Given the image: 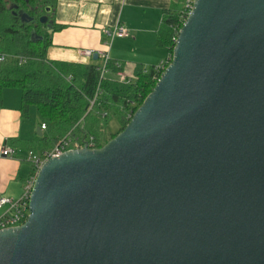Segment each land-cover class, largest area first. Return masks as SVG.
<instances>
[{
    "label": "water",
    "instance_id": "1",
    "mask_svg": "<svg viewBox=\"0 0 264 264\" xmlns=\"http://www.w3.org/2000/svg\"><path fill=\"white\" fill-rule=\"evenodd\" d=\"M28 208L0 264H264V0H194L125 127L45 160Z\"/></svg>",
    "mask_w": 264,
    "mask_h": 264
},
{
    "label": "trees",
    "instance_id": "2",
    "mask_svg": "<svg viewBox=\"0 0 264 264\" xmlns=\"http://www.w3.org/2000/svg\"><path fill=\"white\" fill-rule=\"evenodd\" d=\"M46 6L51 7L49 13ZM181 9L167 14L159 29L157 43L167 49L163 60L168 64L175 45L173 37L182 25ZM18 11H25L32 20L22 22ZM43 15L47 16L44 23L39 20ZM53 17V6L47 0H0V54L8 56L0 60V107L3 88L20 89L21 116L27 118L33 107L39 125L45 124L41 135H35L29 145L33 152L52 148L67 133L83 141L92 137L95 147H100L125 127L163 70L156 71L152 65L137 67L130 74L111 59L102 75L97 62L48 59L49 30L58 28ZM11 56H21L24 61L19 63ZM118 69L125 73L126 81L117 78ZM109 118L118 121L117 132L106 127Z\"/></svg>",
    "mask_w": 264,
    "mask_h": 264
},
{
    "label": "crops",
    "instance_id": "3",
    "mask_svg": "<svg viewBox=\"0 0 264 264\" xmlns=\"http://www.w3.org/2000/svg\"><path fill=\"white\" fill-rule=\"evenodd\" d=\"M47 1L53 6V21L58 26L50 32L48 59L101 65L102 59L95 51L107 49L109 57L130 74L137 67L147 68L166 58L167 49L157 43L159 29L167 14L178 11L184 3V0ZM117 23L123 24L128 34L110 40L107 31ZM82 49L95 51L86 57L81 54ZM20 94L17 87L3 88L0 107V149L8 145L16 150L14 156L0 154V197L11 199L22 193L33 172L26 155L35 135L42 133L33 109L27 118L21 116Z\"/></svg>",
    "mask_w": 264,
    "mask_h": 264
},
{
    "label": "built area",
    "instance_id": "4",
    "mask_svg": "<svg viewBox=\"0 0 264 264\" xmlns=\"http://www.w3.org/2000/svg\"><path fill=\"white\" fill-rule=\"evenodd\" d=\"M194 0H184L182 5V9L180 12V18L182 19V23L191 13L193 8ZM128 34V29L121 23H117L113 29L107 31V35L110 40L114 37H123ZM178 35V34H177ZM177 36L173 37L174 43L176 42ZM95 50L92 49H82L81 54L86 57H90ZM97 55H99L102 59V63L100 65L101 74L103 75L106 72V65L111 60L108 54L107 49L95 51ZM5 54H0V60H4L7 58ZM10 58L16 59L19 63L24 61L21 56H11ZM166 64H168L167 60H162L158 64L155 65L154 69L156 71H160L165 69ZM117 68L120 67L119 63L115 62ZM162 71V72H163ZM116 76L120 81H126L127 77L125 73L118 69L116 72ZM40 128L43 130L45 128V124L42 123ZM83 143H87L90 148H94V142L92 137H89L86 141L79 139L77 136H73L70 133L64 135L57 144H55L50 149H43L40 153L33 152L32 150L27 151L26 159L29 160L33 167L32 174L26 179L25 184L23 186V191L20 194L19 198L14 200L7 197H0V209L5 206L4 211L0 215V230L5 228H11L18 225H21L25 222L28 214V200L30 196L31 189L35 182L36 174L43 164L45 160L50 157L58 156L64 151L72 148H79L83 145ZM16 150L8 145H4L0 149V154L3 156H14Z\"/></svg>",
    "mask_w": 264,
    "mask_h": 264
},
{
    "label": "rangeland",
    "instance_id": "5",
    "mask_svg": "<svg viewBox=\"0 0 264 264\" xmlns=\"http://www.w3.org/2000/svg\"><path fill=\"white\" fill-rule=\"evenodd\" d=\"M33 107H31L32 109ZM34 109V108H33ZM32 113L34 114V112L32 111ZM129 121V120H128ZM105 125L106 127L111 131V132H117L119 130V123L115 118H109L105 121ZM20 196L19 194L14 198V200L18 199ZM5 206L3 208L0 209V215L2 214V212L4 211Z\"/></svg>",
    "mask_w": 264,
    "mask_h": 264
}]
</instances>
